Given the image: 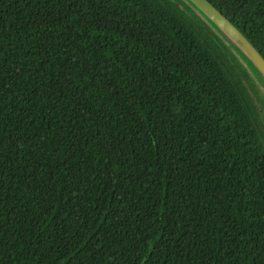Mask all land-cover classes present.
I'll list each match as a JSON object with an SVG mask.
<instances>
[{
  "label": "trees",
  "instance_id": "1",
  "mask_svg": "<svg viewBox=\"0 0 264 264\" xmlns=\"http://www.w3.org/2000/svg\"><path fill=\"white\" fill-rule=\"evenodd\" d=\"M245 79L182 0H0V264H264Z\"/></svg>",
  "mask_w": 264,
  "mask_h": 264
},
{
  "label": "water",
  "instance_id": "2",
  "mask_svg": "<svg viewBox=\"0 0 264 264\" xmlns=\"http://www.w3.org/2000/svg\"><path fill=\"white\" fill-rule=\"evenodd\" d=\"M222 40L264 96V56L246 35L208 0H182Z\"/></svg>",
  "mask_w": 264,
  "mask_h": 264
},
{
  "label": "rangeland",
  "instance_id": "3",
  "mask_svg": "<svg viewBox=\"0 0 264 264\" xmlns=\"http://www.w3.org/2000/svg\"><path fill=\"white\" fill-rule=\"evenodd\" d=\"M241 75V74H240ZM246 85L249 88V90L251 91V94L258 106L259 109V130H260V137L264 142V96L263 94L259 91L258 88L254 89L251 87V85L246 81Z\"/></svg>",
  "mask_w": 264,
  "mask_h": 264
}]
</instances>
